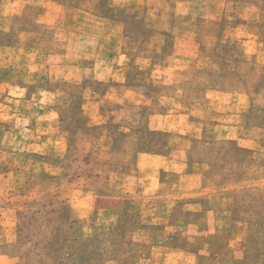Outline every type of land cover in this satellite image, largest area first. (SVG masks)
<instances>
[{"label": "rangeland", "instance_id": "rangeland-1", "mask_svg": "<svg viewBox=\"0 0 264 264\" xmlns=\"http://www.w3.org/2000/svg\"><path fill=\"white\" fill-rule=\"evenodd\" d=\"M18 3L0 0V264H264V0H166L163 20ZM212 89L250 101L226 122Z\"/></svg>", "mask_w": 264, "mask_h": 264}, {"label": "crops", "instance_id": "crops-1", "mask_svg": "<svg viewBox=\"0 0 264 264\" xmlns=\"http://www.w3.org/2000/svg\"><path fill=\"white\" fill-rule=\"evenodd\" d=\"M14 1V2H13ZM124 2H129L130 4H134V5H140V4H146L149 8H159L160 13H159V17L160 19H164L165 17H167V14H165V10L167 11V7L165 9V5L167 6L168 4H166V0H121ZM11 4H10V12H13V6L19 4L18 0H10ZM185 3H183L184 5ZM51 4H48V6L50 7ZM180 5V3L178 4ZM12 6V7H11ZM12 9V10H11ZM172 11V10H171ZM50 16H51V12L47 10L46 13L43 14L44 17V21H49L50 20ZM214 20L216 19H210L207 17L206 23L211 22V24L214 23ZM166 30L168 29H164L162 31H160V35H163L166 33ZM170 30V28H169ZM168 30V31H169ZM252 52L255 53H259V54H264V51L257 49L254 50L252 49ZM120 54L115 56V58L119 59L122 58L124 56V54L122 53V51L120 50L119 52ZM205 96L207 98H211V100H215L211 103V105L214 107L213 109L216 110L215 112H217V115H223L222 117H224L223 119L226 120V122L229 121H234V118L239 116V112H241V108H243L247 103H249L250 101V97L251 94L250 92L247 91H233V92H228L225 90H217V89H212V90H206L205 91ZM254 103H259L262 105V107L264 108V86L262 88V90L258 93H252V104ZM211 109V108H210ZM222 118L218 119L221 120ZM194 124H196V122H192L191 125L194 126ZM230 125V124H227ZM233 126V125H231ZM231 126H226V124L224 125H220L217 124L216 125V129L217 130H222L224 128H228L230 130H234L236 128L231 127ZM256 130H261L264 129L263 127L259 126L257 124V126H255ZM240 141H244V142H248L249 140H245V139H241ZM258 143V140L256 137H252V148H254L256 146V144ZM0 257H3L2 255Z\"/></svg>", "mask_w": 264, "mask_h": 264}]
</instances>
